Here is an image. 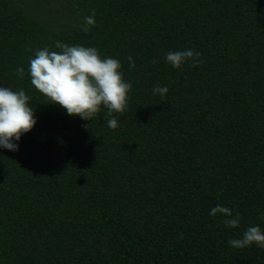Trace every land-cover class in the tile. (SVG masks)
Segmentation results:
<instances>
[{
    "label": "trees",
    "instance_id": "trees-1",
    "mask_svg": "<svg viewBox=\"0 0 264 264\" xmlns=\"http://www.w3.org/2000/svg\"><path fill=\"white\" fill-rule=\"evenodd\" d=\"M57 41L120 61L116 129L107 109L69 116L32 86L29 59ZM185 49L197 66L165 61ZM0 87L36 118L0 147V264H264V248L228 243L264 231V0H0Z\"/></svg>",
    "mask_w": 264,
    "mask_h": 264
},
{
    "label": "clouds",
    "instance_id": "clouds-1",
    "mask_svg": "<svg viewBox=\"0 0 264 264\" xmlns=\"http://www.w3.org/2000/svg\"><path fill=\"white\" fill-rule=\"evenodd\" d=\"M96 10L85 16L80 30L85 33L96 25ZM53 51L45 46L35 50L34 58L29 59V75L34 88L44 95L49 103L59 105L69 116H79L92 120L101 108L107 109L105 116L111 129L118 127L113 113H124L128 107V93L132 84L126 81L120 71L121 63L112 57H101L95 47L72 45L55 42ZM201 53L193 49L168 51L164 59L173 68H181L185 62L195 67ZM130 68L135 67L131 56L128 57ZM16 75L24 77V69L17 68ZM168 92L166 86L157 84L153 93L163 98ZM30 97L24 90L14 91L9 87H0V147L18 150V141L24 133L29 132L36 124L34 109L30 106ZM210 215L225 217L223 223L229 228L240 227V214H233L229 207L216 205ZM264 219V215L261 217ZM229 245L234 248H245L256 244L264 248V231L259 225L249 226L240 239H230Z\"/></svg>",
    "mask_w": 264,
    "mask_h": 264
}]
</instances>
